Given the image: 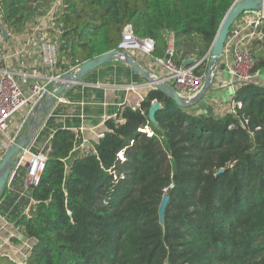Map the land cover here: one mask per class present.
I'll list each match as a JSON object with an SVG mask.
<instances>
[{
  "label": "trees",
  "instance_id": "obj_1",
  "mask_svg": "<svg viewBox=\"0 0 264 264\" xmlns=\"http://www.w3.org/2000/svg\"><path fill=\"white\" fill-rule=\"evenodd\" d=\"M52 1L1 0V21L19 35ZM236 1L63 0L58 67L67 73L118 49L128 26L155 42V58L166 57L172 35L175 61L199 64ZM250 49L264 70V37ZM193 109L150 88L70 167L79 136L58 130L33 204L15 223L32 242L26 264H264V86L240 85L225 114ZM0 264L20 263L0 252Z\"/></svg>",
  "mask_w": 264,
  "mask_h": 264
},
{
  "label": "crops",
  "instance_id": "obj_2",
  "mask_svg": "<svg viewBox=\"0 0 264 264\" xmlns=\"http://www.w3.org/2000/svg\"><path fill=\"white\" fill-rule=\"evenodd\" d=\"M1 2V0H0ZM35 24H29L27 30L19 35H11L1 21L0 5V71L8 70L20 74H28L21 78V82L28 84L47 83L52 77L64 75L58 67L54 71L45 68L41 63V53L34 47L27 45ZM7 30L8 37L3 36ZM182 54H180L181 56ZM176 58V56H175ZM139 63L145 69L154 73V69L147 64L143 55L138 56ZM232 60H220L212 91L193 111L197 113L225 114L231 111V103L239 85L230 74ZM148 81L129 66L121 62L108 63L89 73L77 83L72 84L51 107L47 115L41 114L38 118V129L32 142L19 156L18 165L14 168L8 181L5 196L0 202V252L7 253L13 260L26 264L32 242H23L15 223L24 214H27L33 204L32 189L27 185L26 166L32 155L43 154L48 156L54 134L61 129L71 130L79 136L71 156L67 159L70 167L85 149L98 140L106 132L105 124L108 120L117 117L120 110L126 106L139 108L144 97L150 91ZM37 104L27 106L10 122L6 135L16 141L32 134L31 120L34 118V109ZM146 131H150L148 128ZM6 138L0 137V161L8 150L3 146ZM83 142V143H82ZM86 144V145H85ZM17 159V158H16ZM17 237L22 243L14 244L11 240ZM8 241V242H7ZM22 244V245H21ZM28 244V245H27ZM25 245V246H24ZM27 246L29 248L27 249ZM23 248L26 254L23 253ZM16 253L19 254L15 258ZM25 256L22 260L19 257Z\"/></svg>",
  "mask_w": 264,
  "mask_h": 264
},
{
  "label": "built area",
  "instance_id": "obj_3",
  "mask_svg": "<svg viewBox=\"0 0 264 264\" xmlns=\"http://www.w3.org/2000/svg\"><path fill=\"white\" fill-rule=\"evenodd\" d=\"M62 1L53 0L46 12L33 21L35 29L27 41V45L34 46L39 50L42 65L50 71L56 70L59 66L58 38L60 31L57 28L56 20L62 13ZM263 23L264 9L245 11L230 29L221 60H232L230 74L239 86L242 84L264 86V70L255 69V62L250 49L252 42L264 37L261 29ZM1 36L0 33V38ZM167 40L166 57L155 58L153 56L155 42L151 39H141L135 36L128 26L116 50L129 53L137 60L139 55H143L147 59V64L151 69H154V73L150 72L155 78L176 88L182 97L191 99L203 88L208 71L199 76L195 73L198 64L193 66L178 64L175 61V39L170 35ZM77 69L78 67H74L69 72ZM216 72L217 69L214 77ZM27 76L28 74L8 70L0 71V137L3 136L7 140L6 143H3L6 150L17 143L14 138L6 135L11 120L27 106L38 104L40 98L63 75L52 77L47 83H22L21 78ZM241 125L245 128L243 123ZM147 132L152 135L150 131ZM46 163V155L37 154L30 157L27 172V185L30 189L33 190L38 187ZM6 255L9 256L7 253Z\"/></svg>",
  "mask_w": 264,
  "mask_h": 264
},
{
  "label": "water",
  "instance_id": "obj_4",
  "mask_svg": "<svg viewBox=\"0 0 264 264\" xmlns=\"http://www.w3.org/2000/svg\"><path fill=\"white\" fill-rule=\"evenodd\" d=\"M264 9V0H239L234 3V5L230 8V10L225 15L215 40L209 49L207 55L203 58V60L198 64L200 65L204 61H208V73L206 81L203 85V88L196 94L195 97L188 99L182 97L179 92L173 86L161 81L160 79L155 78L151 72L142 66L139 61L133 57L131 54L112 50L108 53L101 55L93 60L87 61L78 67L77 70L72 72H67L64 74L57 82L53 84V86L46 92L38 101L34 109L35 116L31 120V131L32 134L26 136L17 141L15 145H13L4 155V157L0 161V202L5 196V192L8 186L9 178L12 175L14 168L18 165L19 156L23 157L24 151L27 146L32 142L35 133L38 129V118L41 114L47 115L50 111L53 104L57 99L66 91L68 87L72 84L77 83L89 73L95 71L96 69L117 61L129 66L133 71L142 75L148 83L151 85V88H155L164 92L170 98L174 99L177 105L183 109H189L194 106H197L200 102H202L206 96L212 91L214 85V73L217 69V66L221 60V57L224 53V48L226 44L227 37L230 33V29L234 22L241 16L245 11L252 10H262ZM131 28V27H130ZM3 36L5 38L8 37L7 30H3ZM194 60H188L185 62L186 66H193ZM198 67V66H197ZM161 109V104L158 102H154L149 110V119L152 123L156 124L155 114ZM86 145V144H85ZM17 158V159H16ZM29 167V164L26 165ZM223 172L220 170L219 173ZM169 202V196H163L160 208H159V217L161 222H164V213L166 207Z\"/></svg>",
  "mask_w": 264,
  "mask_h": 264
},
{
  "label": "rangeland",
  "instance_id": "obj_5",
  "mask_svg": "<svg viewBox=\"0 0 264 264\" xmlns=\"http://www.w3.org/2000/svg\"><path fill=\"white\" fill-rule=\"evenodd\" d=\"M7 242H8V241H7ZM23 242H24V243H27V241H26V240H24V239H23ZM16 245H17V244H16ZM21 245H22V244H21ZM27 245H28V244H27ZM27 245H26V247H27V249H28V248H29V246H27ZM24 246H25V245H24ZM2 250H4V247L2 248ZM10 253H11V252H10ZM23 253H24V254H26V251H25V249H24V248H23ZM12 255H13V254L11 253V255H10V256H12ZM13 256H14L15 258H18L19 254H18V253H16V254H14ZM28 256H29V255H28ZM19 258H20V259H22V260H24V259H25V256H24V255H21V257H19Z\"/></svg>",
  "mask_w": 264,
  "mask_h": 264
}]
</instances>
